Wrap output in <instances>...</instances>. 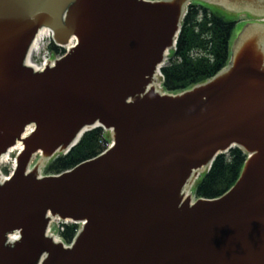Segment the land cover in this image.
Wrapping results in <instances>:
<instances>
[{
    "label": "water",
    "instance_id": "1",
    "mask_svg": "<svg viewBox=\"0 0 264 264\" xmlns=\"http://www.w3.org/2000/svg\"><path fill=\"white\" fill-rule=\"evenodd\" d=\"M192 1L0 0V157L28 133L0 183V264H264V0H196L255 23L227 67L164 94L150 85ZM43 28L76 44L38 71L27 59ZM97 127L107 151L39 174ZM234 147L249 155L235 185L184 199ZM53 219L85 222L71 247L47 235Z\"/></svg>",
    "mask_w": 264,
    "mask_h": 264
},
{
    "label": "trees",
    "instance_id": "2",
    "mask_svg": "<svg viewBox=\"0 0 264 264\" xmlns=\"http://www.w3.org/2000/svg\"><path fill=\"white\" fill-rule=\"evenodd\" d=\"M234 28V22L229 20L224 10L215 12L205 4L192 3L183 21L177 49L172 53L174 58L182 57V61H173L165 68V90L181 92L222 70L230 59ZM195 48L209 49L212 57L191 58L190 51ZM109 140V134L102 128L86 132L68 154H61L46 165V174H60L99 156ZM246 158L247 155L240 148L219 155L210 171L197 181L194 187L196 196L214 199L225 194L239 179ZM77 228L76 224H66L62 238L67 242L72 241Z\"/></svg>",
    "mask_w": 264,
    "mask_h": 264
},
{
    "label": "rangeland",
    "instance_id": "3",
    "mask_svg": "<svg viewBox=\"0 0 264 264\" xmlns=\"http://www.w3.org/2000/svg\"><path fill=\"white\" fill-rule=\"evenodd\" d=\"M213 11L216 10V8H211ZM224 10L225 14L232 16L233 18H238V19H243L242 17V13L241 12H236L233 10H228V9H218L217 11H222ZM231 17V18H232ZM238 28V27H237ZM235 29L234 31V35L233 37H236L238 35V29ZM242 29V28H241ZM65 48H60L58 46H56L54 40H53V34L49 35L42 43L41 48L39 51H37L34 55H33V63H40L43 61V56L45 54H48L51 59H57L58 57L62 56L65 53ZM107 134H109V142L106 143V147L111 144L113 142V139L111 137V134L109 132H106ZM25 147V146H24ZM22 152V150L20 149H15L14 151L11 152V156L9 158V160L7 162H4L3 164L0 165V176L2 177H9L15 170V167L17 166L18 163V156L19 154ZM40 160V155H36L35 157H33L31 164H30V168L33 169V167L38 163V161ZM49 162L45 163L44 165H42L39 169V174L47 175L45 172V167ZM57 222H53L52 223V229L54 231V234H57L58 231H56L55 228H57ZM72 241L67 242L66 244H71Z\"/></svg>",
    "mask_w": 264,
    "mask_h": 264
},
{
    "label": "bare ground",
    "instance_id": "4",
    "mask_svg": "<svg viewBox=\"0 0 264 264\" xmlns=\"http://www.w3.org/2000/svg\"><path fill=\"white\" fill-rule=\"evenodd\" d=\"M49 35H52V31H51L50 29H48V28H43V29H41V30L39 31V33H38V35H37V38L35 39V42L33 43V46H32V49H31V53H30V55H29V57H28V59H27V64H28L29 66H32L35 70H38V71H39V70H42L43 67H40V66H38V65H36V64L33 63V60H32L33 55H34L37 51L40 50L43 41H44ZM73 43H74V41L71 42V43L67 46V48L72 47V44H73ZM27 137H28V133L24 134L23 137H22V139L18 140L17 143H16L13 147H11L10 150H9L6 154H4L3 156L0 157V165L3 164L4 162H7V161L9 160L12 151H14L15 149H20V150H22V149L24 148V144H25L24 139L27 138ZM50 232H51V230H48V231H47V235L50 236ZM51 236H52V235H51ZM53 237H54V239H55L56 241H60L57 237H55V236H53Z\"/></svg>",
    "mask_w": 264,
    "mask_h": 264
},
{
    "label": "flooded vegetation",
    "instance_id": "5",
    "mask_svg": "<svg viewBox=\"0 0 264 264\" xmlns=\"http://www.w3.org/2000/svg\"><path fill=\"white\" fill-rule=\"evenodd\" d=\"M236 12H237V10H236ZM252 12H250L249 11V13L248 14H251ZM232 19H233V22H235V27L238 29V31H239V29H240V27H241V25L243 24H245L246 22H248L249 21V18H247V19H238V18H233L232 17Z\"/></svg>",
    "mask_w": 264,
    "mask_h": 264
},
{
    "label": "built area",
    "instance_id": "6",
    "mask_svg": "<svg viewBox=\"0 0 264 264\" xmlns=\"http://www.w3.org/2000/svg\"><path fill=\"white\" fill-rule=\"evenodd\" d=\"M163 77H164V75H163L162 71L159 70L158 74H157V80H158L157 85H158V87H161Z\"/></svg>",
    "mask_w": 264,
    "mask_h": 264
}]
</instances>
